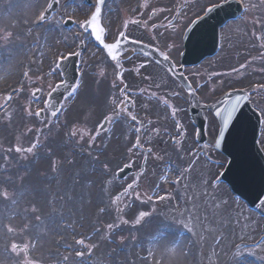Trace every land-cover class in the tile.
I'll use <instances>...</instances> for the list:
<instances>
[{"label":"rangeland","instance_id":"374dc122","mask_svg":"<svg viewBox=\"0 0 264 264\" xmlns=\"http://www.w3.org/2000/svg\"><path fill=\"white\" fill-rule=\"evenodd\" d=\"M8 1L0 0L2 22L0 29L9 28L11 20L7 19L8 16L24 14L21 9L24 0H17L18 3L12 0L10 4ZM216 1L218 0H207V3ZM38 2L39 0H28L25 6L27 8L30 3H34L35 6ZM243 3L246 6L244 19L242 22L227 26L223 38L226 40V37L237 32L243 33L246 37L244 43L248 47L244 55L247 59L250 58L248 63L255 65L251 58H256L260 65L264 61V0H243ZM197 5L198 3H194L192 8ZM29 14L23 17L25 25L29 21ZM0 35L2 44H9L2 30ZM258 35L261 36L260 45H258ZM16 39L18 40V37ZM13 43L14 41L11 42ZM221 49L214 59L206 61V64L194 70L195 74H200L197 81H204L207 77L210 79L204 89L208 91L206 96L211 99L223 93L228 86L227 76L222 75V69H217L227 62L223 47ZM64 50L63 48L62 51ZM7 52L10 53L8 56L6 53L0 54V76L3 75L4 78L8 75L9 69L5 67L6 63L3 59L7 56L8 61L13 53L10 48ZM44 52H48L46 47ZM40 54L46 55L39 52ZM18 56L21 57V52L12 59L15 68ZM262 64L264 65V62ZM1 84L0 91L4 92ZM90 85L89 81L84 86L83 93L71 110L73 116L74 113L79 115L73 118L62 115L60 123L67 124V120H73L72 122L81 120L87 122L85 125L87 126L97 121L99 118L97 109L92 113L91 108H99L98 106L103 102L100 100L94 107L95 94L94 89L91 92ZM21 89L24 87L19 88ZM6 98L7 96L2 93L0 97V264H23L25 254L13 252V243L21 247L28 245L27 258L33 264H264V244L259 241L263 227L262 219L256 213L250 212L246 206L234 201L225 184L217 185L221 189L212 187V178L222 169L226 159L211 145L202 148L204 189L202 191L192 189L188 196L190 208L186 210L179 207L176 202L173 206L164 202L162 207L161 205L158 207L159 199L154 198V195L159 193L160 189H143L145 183L141 184L140 188L135 187L136 190L128 195L121 194L124 187L132 182V178L126 183H119L109 177L123 162L120 153L118 156L111 154L110 148L114 149L112 143L106 152L100 151L96 154L93 147L89 149L84 145L89 143L80 144V139L74 138L73 134L67 135L62 124L59 128L49 126L46 118L38 122L29 109L32 101L31 93L27 96L23 94L21 97L18 95L9 102L5 100ZM208 118L214 122L210 115ZM90 131L91 129H87V133ZM73 138L77 142L76 147L73 146ZM159 140L158 137H154L155 142ZM34 143L37 147L29 155L27 152L15 151L17 147L26 149ZM64 146L66 147L62 148ZM74 150L79 151V157H82L76 162L71 155ZM38 153L45 156L48 168L50 166L51 169L50 164L55 167L54 176L41 172L40 166L35 168L38 165L36 158ZM19 154L24 160L27 155L32 162L36 160L33 171L32 167L26 170L15 169L18 166L15 163L17 160L15 155ZM204 159L212 160L215 165L206 163ZM34 176L42 178L40 185H35ZM47 179L54 180L52 187ZM20 180L21 182L17 184ZM63 180L66 186L69 185L72 189L69 194L66 191L57 192ZM104 180L109 184L111 181L113 183L111 190L108 192L106 189V193L102 194L100 189ZM218 191L221 193H216ZM5 192L8 193L7 197L4 196ZM62 196L67 198L63 199ZM54 201L58 203L60 212L58 211L52 218L47 210ZM106 207H109L108 211H105ZM165 207L166 209L163 210ZM194 208H197L198 213L193 210ZM140 212L148 215L137 223ZM42 215L45 219L41 218ZM108 225L112 227L109 228ZM173 226L195 231L197 239L193 236L188 237L191 239V244L194 239L198 244V249L193 254L182 252L186 239L173 236ZM57 227H62L63 232L57 231ZM9 228L12 231H9ZM180 234L182 235L181 232ZM60 236L65 240L59 239ZM80 240L84 243H77ZM77 252L82 255L78 256Z\"/></svg>","mask_w":264,"mask_h":264},{"label":"water","instance_id":"95a60500","mask_svg":"<svg viewBox=\"0 0 264 264\" xmlns=\"http://www.w3.org/2000/svg\"><path fill=\"white\" fill-rule=\"evenodd\" d=\"M223 9H217L209 17H204L193 28L191 40L198 47L192 50L199 53L198 60L206 54H213L216 50L218 27L227 18L221 14L226 12ZM230 14L234 16V13ZM244 115H249L246 107L240 109L232 124L230 120L227 126L224 124L222 130L224 137L220 148L229 158L230 164L223 178L229 183L233 192L239 193L248 203L255 206L264 194V161L256 147L259 131L257 122L250 126L249 121L241 120Z\"/></svg>","mask_w":264,"mask_h":264},{"label":"flooded vegetation","instance_id":"af4514ba","mask_svg":"<svg viewBox=\"0 0 264 264\" xmlns=\"http://www.w3.org/2000/svg\"><path fill=\"white\" fill-rule=\"evenodd\" d=\"M125 63L122 65L120 71H115L114 67L107 65L104 62V57L98 59V61L92 65V77L93 84L97 81L98 76L101 77L99 84L106 85L111 83L113 80L118 79L121 81V85L124 86L122 95L130 96L131 89H136L137 84H142L143 87L140 91L145 92L149 95H156L161 92V72L152 63L147 62L145 59L134 56L125 59ZM94 73V74H93ZM136 112L137 113H152L154 112V105L148 104L144 100H139ZM183 122L185 120L183 119ZM186 137L192 138V125L188 123Z\"/></svg>","mask_w":264,"mask_h":264},{"label":"snow or ice","instance_id":"6c2138e0","mask_svg":"<svg viewBox=\"0 0 264 264\" xmlns=\"http://www.w3.org/2000/svg\"><path fill=\"white\" fill-rule=\"evenodd\" d=\"M59 0H52V2L48 5V9H51L53 4H58ZM104 0H97V5L95 7L94 12L92 13L91 17L89 20H87L86 22H84L83 24L80 25L81 28H84L85 30H89L91 32V35L94 36L95 40L98 41L99 43H101L104 48L107 50V55L113 60L116 61L117 63H119V59H118V53L120 51V40L118 39L116 42L114 43H105V29L101 26L100 24V17H101V6L103 5ZM215 7V5L213 7H210L207 9L208 12L213 11V8ZM47 11V10H46ZM39 20L41 22H44L46 20V14L45 13H41ZM8 99H11V97H8ZM239 97L237 98V101L235 103H233L231 105V107H225L222 112L217 113V115H221L222 117H224V124L225 126H227L228 121L232 118V112H234L236 110V107L238 105L239 102ZM229 102L225 101V104L227 105ZM126 111V109H125ZM37 116L40 115V112L36 113ZM132 120H136L135 116L131 117ZM107 122H110V118H106ZM101 127H104V125H101ZM136 132L139 133L140 132V128H136ZM73 135H75V133H73ZM223 135V131L221 130V136ZM219 142H217L218 144ZM140 140H139V136L137 137V141H136V145L135 147H140ZM37 147V144L34 143L32 144V146L26 148V149H22L20 147H17L15 149L16 152H27V153H32L33 150ZM149 151H151L149 149ZM55 170V167L54 169ZM132 185H129V188H131ZM8 193L5 192L4 196L7 197ZM149 199H151V197H149ZM162 199V198H161ZM35 211V209H33ZM148 213L145 212H140L139 213V219L137 220V223H139L145 216H147ZM37 219H39V217H37ZM127 221H125L126 223ZM109 228L112 227V225H108ZM191 231V229H189ZM9 231H12L11 228H9ZM77 243L79 244H83L84 241L80 240L77 241ZM12 251L16 252L17 254H19L20 252H23L25 254L24 256V260H23V264H33V262L31 260H29L27 258V253H28V245L25 244L23 247L17 245L16 243L12 244ZM77 255L80 256L82 255L80 252H77ZM67 259V258H65Z\"/></svg>","mask_w":264,"mask_h":264},{"label":"bare ground","instance_id":"6f19581e","mask_svg":"<svg viewBox=\"0 0 264 264\" xmlns=\"http://www.w3.org/2000/svg\"><path fill=\"white\" fill-rule=\"evenodd\" d=\"M27 2H28V0H24V1H23V5L26 4ZM23 5H22V6H23ZM94 90L96 91V94H95L96 96H94V97H96V102H97V101L100 99V97L102 96V94H101L100 92H98L96 89H94ZM97 95H98V96H97ZM96 102H95V103H96ZM87 103H88V100H87ZM59 231H63V229H60ZM62 236H63V235H62Z\"/></svg>","mask_w":264,"mask_h":264}]
</instances>
